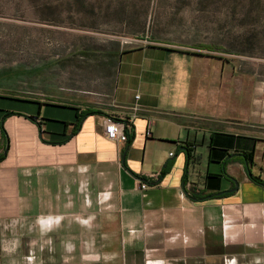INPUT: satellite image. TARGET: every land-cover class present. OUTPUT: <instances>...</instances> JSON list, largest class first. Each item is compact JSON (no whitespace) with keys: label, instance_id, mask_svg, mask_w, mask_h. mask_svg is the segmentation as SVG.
Returning <instances> with one entry per match:
<instances>
[{"label":"crops","instance_id":"0c3cea01","mask_svg":"<svg viewBox=\"0 0 264 264\" xmlns=\"http://www.w3.org/2000/svg\"><path fill=\"white\" fill-rule=\"evenodd\" d=\"M126 43L87 99L0 93V264H264V187L237 160L264 166L263 139L224 130L240 108L199 57ZM108 116L127 142L104 137Z\"/></svg>","mask_w":264,"mask_h":264},{"label":"rangeland","instance_id":"374dc122","mask_svg":"<svg viewBox=\"0 0 264 264\" xmlns=\"http://www.w3.org/2000/svg\"><path fill=\"white\" fill-rule=\"evenodd\" d=\"M120 39L125 49L145 40L199 57L208 84L240 108L224 130L264 144V0H0V93L87 99L111 87ZM252 172L264 179V166Z\"/></svg>","mask_w":264,"mask_h":264},{"label":"built area","instance_id":"2783aa9c","mask_svg":"<svg viewBox=\"0 0 264 264\" xmlns=\"http://www.w3.org/2000/svg\"><path fill=\"white\" fill-rule=\"evenodd\" d=\"M136 99L138 96L135 97ZM127 125L121 120L115 119L114 117L108 116L104 119L103 134L104 137L113 142H127V133L125 131ZM146 135H150V131L146 132ZM147 188L145 183H140V189L144 190Z\"/></svg>","mask_w":264,"mask_h":264},{"label":"trees","instance_id":"16d2710c","mask_svg":"<svg viewBox=\"0 0 264 264\" xmlns=\"http://www.w3.org/2000/svg\"><path fill=\"white\" fill-rule=\"evenodd\" d=\"M95 113H98V112H96V111H88V112H87V114H95ZM122 122H123V121H122ZM123 123H125V122H123ZM125 125H126V124H125ZM0 133L3 134L4 139H5V133H4V130H3L2 126H0ZM128 137H129V136H128ZM128 137H127V139H128ZM127 141H128V140H127ZM3 151H4V149H3ZM2 159H3V154L0 153V161H1ZM237 160H238L239 162H241V163L244 165V168H245V170H246V173H247L249 179H250L252 182H254V183H256V184H258V185L264 187V181H263L259 176H255V175H253V174L251 173V170H250L251 167H252V165H253V162H254V153H253V151L248 152V153H243L241 156H239V157L237 158ZM189 196H191V198H194V199L197 198L196 196H193V195H189Z\"/></svg>","mask_w":264,"mask_h":264},{"label":"water","instance_id":"95a60500","mask_svg":"<svg viewBox=\"0 0 264 264\" xmlns=\"http://www.w3.org/2000/svg\"><path fill=\"white\" fill-rule=\"evenodd\" d=\"M236 187H237V185H236V183H235V189H236ZM235 189H234V190H235ZM231 191H233V190H231Z\"/></svg>","mask_w":264,"mask_h":264}]
</instances>
